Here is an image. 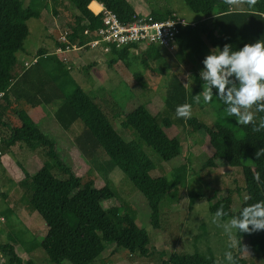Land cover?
I'll return each instance as SVG.
<instances>
[{"label": "trees", "instance_id": "1", "mask_svg": "<svg viewBox=\"0 0 264 264\" xmlns=\"http://www.w3.org/2000/svg\"><path fill=\"white\" fill-rule=\"evenodd\" d=\"M69 1L78 11L75 23L67 25L73 30V41L84 40L83 32L87 28L96 29L102 25L101 17L90 9L92 2L104 5L121 20H130L135 15L127 0ZM185 3L192 12L202 16L200 21L193 23L195 26L182 28L177 38L178 50L180 48L187 53L186 66L192 70L191 77L199 87H203L204 83L201 73L206 71L203 61L211 50L218 48L223 52L224 46L229 45L231 54L242 50L245 45L264 40V0H257L254 5L241 3L246 9L229 5L225 0H185ZM36 8V3L25 7L24 0H0V93H4L0 98V132L3 128L9 132L4 139H0V147L5 146L10 151L16 144L23 143L31 150H40L42 155V168L35 175H28L21 183L34 189L29 209L37 213L48 228L36 247H41L55 264H83L75 259L79 254L80 257L92 255L87 264H93L108 245H114L113 250L118 246L123 247L131 257L152 258L155 253L149 248L151 240L146 231L139 229L131 216L122 215L120 208L114 204L115 196L100 201L94 192L104 187L97 186L88 177L86 180L80 177L63 157L57 140L42 130L39 125L41 121L35 122L30 116V112L40 106L50 109L57 105L54 120L61 130L68 132L80 121L83 130L74 138L73 145L78 148L85 162L97 164L104 160L102 163L111 162L113 167L121 170L146 199L151 224L160 230V205L172 190L173 183L165 177H152L153 161L138 143L127 142L117 133L107 109L90 92L74 81L66 82L69 80V69H73L64 59L65 55L56 54L57 40L51 37L55 40L53 52L40 49L34 58L37 61L33 60L29 67L20 62L18 55L25 51L24 40L30 33L28 21L40 17ZM92 9L98 11L99 6L93 3ZM55 12L58 14V11ZM86 22L89 24L85 25ZM131 50L143 54L142 65L149 70H152L153 61L164 63V56L155 46L143 51L136 45L111 53L126 60ZM159 67V72L168 69L162 64ZM168 76L164 111L153 115L145 105H140L122 123L123 128L135 131L147 146L157 149L163 159L169 162L180 154L182 144L178 138H170L165 129L187 124L193 133L204 131L214 149L213 157L205 166L214 167L217 162H222L228 167H240L246 184V199L239 212L233 210L232 190L212 204L210 212L216 215L219 211L221 215L216 216L223 221L242 219L244 207L264 201V156L259 160L255 157L256 152L264 151V111L260 110L264 101L253 105L248 111L241 108V115L250 112L253 120L247 125H238L235 114L225 115L224 109L230 105L218 99L217 89L213 88L219 121L211 128L192 115L187 120L177 117L178 106L188 103L191 109L195 107L193 97L200 91L197 87L190 93L175 72H170ZM135 77L141 80L143 74L136 73ZM230 79L239 84L234 77ZM109 109L115 119V113L120 111L119 106L112 103ZM18 121L20 126L17 125ZM165 148L174 151L170 160L167 153L171 152L165 151ZM247 156L253 160V167L245 164ZM4 213L8 220L15 214L13 209ZM19 234L25 235L24 232ZM236 236L241 241L247 239L264 262V230L249 235L239 233L237 229ZM11 241L14 245L0 244V259L5 258V264H35L32 260L25 262L17 252L18 248H25L26 241L20 242L13 238ZM233 259L235 264H249L238 254ZM161 264L218 263L213 256L196 252L191 255L175 253Z\"/></svg>", "mask_w": 264, "mask_h": 264}, {"label": "rangeland", "instance_id": "2", "mask_svg": "<svg viewBox=\"0 0 264 264\" xmlns=\"http://www.w3.org/2000/svg\"><path fill=\"white\" fill-rule=\"evenodd\" d=\"M141 2L148 9L145 10L143 7L142 14L153 13L160 17L174 15L184 18L189 24L196 23L202 18L189 9L185 0H141ZM24 3L25 7L36 3V9L40 12L38 19L32 18L28 21L30 33L24 40L25 51L18 55L20 62L25 58L27 60L25 63L32 64L40 49L53 52L55 40L53 41L52 38L56 39L62 31L70 28L67 25L75 23L78 11L69 0H24ZM92 4L93 2L90 4L91 9ZM96 4L99 5L98 2ZM236 8L246 9L239 2ZM53 10L58 11V14ZM138 47L143 51L147 48L143 45ZM160 53L164 56L162 61L165 64L153 61L152 70L144 68L141 61L143 54L137 50H131L126 60L119 59L113 53L104 54L92 50L71 52L64 56L67 57L69 67L73 69L68 68L70 73L66 82L74 81L86 92H90L95 100L107 109V114L110 116L112 113L109 108L112 103L117 104L120 111L115 113V119L108 116L117 133L127 142H137L153 161L152 177H165L173 183L172 190L160 205V230H156L151 224L150 209L146 199L121 170L113 167L111 162L102 163L104 160L97 164L85 162L78 148L73 145L74 138L83 130L80 121L66 132L55 123L54 113L58 108L57 105L50 109L40 106L30 112L35 122L41 121L39 125L42 126V130L57 140L63 157L76 169L80 177L85 180L90 178L97 186L104 187L101 191L94 192L100 201L116 197L115 206L120 208L122 215L131 216L139 229L146 231L151 240L149 248L155 253L152 258L131 257L123 247L118 246L119 248L113 250L114 245H108L99 257L92 260L93 264H161L175 253L191 255L196 252L213 256L218 264H231L228 259L229 252L233 253V258L238 254L249 264H264L247 239H243L238 248H230L228 231L232 230L230 225L232 219L223 221L210 212V206L225 197L230 190L234 193L233 210L235 213L239 212L246 199L244 192L246 184L243 169L240 167H228L222 162H217L214 167L205 166L213 157L214 149L204 131L193 133L187 124L165 129L170 138L176 137L182 144L180 154L169 162L163 159L162 153L157 149L147 146L135 131L122 126L133 110L140 105H147L153 115L164 111L170 72L180 76L190 93L197 87L200 93L203 91V87L194 83L191 77L192 70L186 67L187 53H182L178 49L170 52L160 49ZM161 64L168 69L159 72ZM136 73L143 74V78L136 79ZM149 88L155 90L149 92ZM217 108L218 104L214 96L207 105L201 98V102L196 103L191 109V115L214 128L219 121ZM17 125L20 126L21 123L18 121ZM7 134H9L8 129L3 128L0 139H4ZM167 150L169 149L165 148V151ZM173 153L174 151L171 154L167 153L169 160ZM0 157L2 164L0 166V244L14 245L12 238L20 242L26 241L25 248L23 246L17 249L25 262L32 260L35 264H55L41 247H36L45 237L48 228L37 213L29 209L34 189L21 185L28 175L33 176L42 168L44 161L40 150L34 151L25 144L19 143L10 151L5 146L0 147ZM245 164L254 166L249 156L246 157ZM8 209H13L15 213L10 220L4 215ZM20 232H24L25 235L19 234ZM245 246L248 252L243 251ZM79 255L75 259L83 264H87L92 259V255L86 257ZM0 264H5V258L0 259Z\"/></svg>", "mask_w": 264, "mask_h": 264}, {"label": "clouds", "instance_id": "3", "mask_svg": "<svg viewBox=\"0 0 264 264\" xmlns=\"http://www.w3.org/2000/svg\"><path fill=\"white\" fill-rule=\"evenodd\" d=\"M238 2L254 5L257 0H225V3L229 5H238ZM203 63L206 68V71L201 73V78L204 81L203 91L193 97L194 101L199 104L202 98L204 104L211 103L212 89L216 88V97L230 105L229 108L224 109L225 115L235 114L238 125H247L252 122V115H241L240 109H249L264 101V40L258 41L254 45H245L242 50L234 51L231 54L229 45L224 46L223 52H220L218 48L213 49ZM230 77L238 80L239 84H236ZM260 110L264 111V105H260ZM176 115L178 118L189 119L191 105L185 103L178 106ZM261 156H264V151L255 153L257 160ZM255 179L256 177H254ZM216 215L219 216L221 213L218 211ZM241 215L242 219L230 221L232 229L228 231L230 248H238L241 245V240H238L235 235L236 229L239 230V233L249 235L258 230H264V201L244 207ZM243 251L248 252L246 246L243 247ZM228 259L231 264H235L232 252L228 253Z\"/></svg>", "mask_w": 264, "mask_h": 264}, {"label": "built area", "instance_id": "4", "mask_svg": "<svg viewBox=\"0 0 264 264\" xmlns=\"http://www.w3.org/2000/svg\"><path fill=\"white\" fill-rule=\"evenodd\" d=\"M99 10L91 11L101 17L102 25L96 29L87 28L83 32L85 39L72 40V28L65 29L59 34L56 54L66 55L85 49L100 51L104 54L126 47L143 45L155 46L159 50L177 51V38L182 28L195 26L184 18L167 16L158 17L153 13L136 14L130 20H121L114 12L99 3ZM88 25L89 23H84ZM66 60V57L64 58ZM37 60L35 59L34 62ZM31 63H25L29 67ZM4 93H0V98Z\"/></svg>", "mask_w": 264, "mask_h": 264}, {"label": "crops", "instance_id": "5", "mask_svg": "<svg viewBox=\"0 0 264 264\" xmlns=\"http://www.w3.org/2000/svg\"><path fill=\"white\" fill-rule=\"evenodd\" d=\"M129 3H130V5L132 6V8L134 9V11H135V13L136 14H140V15H144V14H142V12L141 11H143V7L145 8V10H148L145 6V4L143 3V2H141V0H127ZM93 3H96V2H93ZM53 9H54V6H53ZM53 11H55V10H53ZM56 13V12H55ZM52 14H54L53 12H52ZM56 27H58L57 26V24H56ZM52 37V36H51ZM59 36H57L56 37V39L55 40H57V38H58ZM53 40V39H52ZM54 41V40H53ZM58 41V40H57ZM55 46V45H54ZM179 46V45H178ZM54 48V47H53ZM179 51H181L180 50V48H179ZM182 52V51H181ZM183 53V52H182ZM37 54V53H36ZM25 62H27V60L25 59V58H22L21 59V63H25ZM187 67V66H186ZM152 90H155L154 88L152 89V88H149V92H151ZM147 106V105H146ZM148 110H149V108H147ZM150 111V110H149ZM151 112V111H150ZM13 148V147H12Z\"/></svg>", "mask_w": 264, "mask_h": 264}, {"label": "bare ground", "instance_id": "6", "mask_svg": "<svg viewBox=\"0 0 264 264\" xmlns=\"http://www.w3.org/2000/svg\"><path fill=\"white\" fill-rule=\"evenodd\" d=\"M2 98V97H1Z\"/></svg>", "mask_w": 264, "mask_h": 264}]
</instances>
